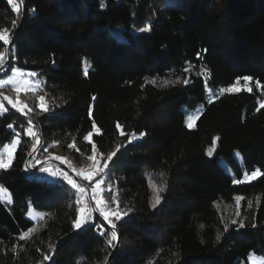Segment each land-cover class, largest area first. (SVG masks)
Wrapping results in <instances>:
<instances>
[{
    "label": "trees",
    "instance_id": "obj_1",
    "mask_svg": "<svg viewBox=\"0 0 264 264\" xmlns=\"http://www.w3.org/2000/svg\"><path fill=\"white\" fill-rule=\"evenodd\" d=\"M22 1L23 14L19 0V11L0 0V34L7 29L13 37L0 76L12 67L35 73L46 107L29 100L21 115L2 97L8 110L0 114V149L16 133L19 143L12 162L0 167V186L11 196L10 204L0 202V264L264 258V94L253 85L264 89V0ZM6 51L0 41V54ZM244 77H251L250 90L219 92ZM198 107L189 129L187 112ZM39 131L26 170L52 150L81 164L92 143L107 164L91 182L74 174L96 210L80 229L74 222L87 204L61 169L53 167L50 179L41 168L23 167ZM236 154L242 168H259L261 176L233 184L228 170L238 166ZM93 196L127 212L111 218L118 235L111 245L113 230ZM30 208L43 213L37 223L27 218Z\"/></svg>",
    "mask_w": 264,
    "mask_h": 264
},
{
    "label": "rangeland",
    "instance_id": "obj_2",
    "mask_svg": "<svg viewBox=\"0 0 264 264\" xmlns=\"http://www.w3.org/2000/svg\"><path fill=\"white\" fill-rule=\"evenodd\" d=\"M4 60H5V57L3 56V61L1 62V64L4 62ZM0 71H2V70H0ZM237 81H239V83H237ZM40 84H41V79L35 73H33L31 71H23V70H20L16 67H12L10 69L9 73L5 77L0 76V96H1L0 97V114L5 112L6 110H8V105H7L8 103L15 110H17L21 115L23 114V112L27 113L28 112L27 109L30 110V108L27 105L29 100L30 101H33V100L36 101L37 107L40 109H44L46 107V102L37 94L38 90L40 89ZM253 85L257 88V90L260 93L264 94V89L262 88V86L259 83L256 82ZM253 85H252L251 79L246 81L242 78V79L236 80L235 83L229 87L221 88L219 90V92L220 93L235 92V91H239L241 89L250 90ZM233 89H235V90H233ZM212 91L213 90L211 87L206 86V92H207L208 97L210 99H212V93H213ZM2 97L3 98L7 97V99H5V100L8 103L4 102L1 99ZM258 104H259V106H263L264 105V99L262 101H258ZM201 112H202V107H198L192 111H188L186 118H185V126L189 129L194 128L196 120H197V118ZM29 130H31L32 133H34V131L30 128L28 129V133H29ZM97 131L98 130L95 128L94 132H97ZM33 136H35V133ZM88 140L91 142V136L88 137ZM18 143H19V135H18V133H16V135L13 137L12 141L0 149V167H4V165L8 166L12 162V160L14 159V154H15V150L17 148ZM37 143H38V140L34 137V144H33V147L31 149H35V151H36V149L39 146V145L37 146ZM93 147H95V146L92 143L91 155L89 157H87L81 164H73L70 160L63 159V158L62 159L65 161L64 163H61L60 160L53 159V157H57L59 155L54 150H52V152L47 154V157L49 156L48 157L49 159H46L45 161L53 160V161H56V162L60 163L61 165L65 166L70 171V174H68L66 171H63L62 169H61V171L64 174H67L68 179H71L74 181L75 180L74 174L76 173L82 179V181L91 182L97 176H99L101 174V172L97 173L96 169L97 168H103V169L105 168L104 167L105 163L100 162L99 152L97 151L96 148H95V152H93ZM35 151L33 152V154L35 153ZM212 152H213V150H210L208 152L209 157L212 155ZM3 155H5L6 161L1 160V157ZM58 157H60V156H58ZM235 157L238 160V166L235 169H229L228 170L232 175L233 184L250 183V182L256 180L257 178H259L261 176L262 171L259 168H255L251 171L246 170V169L241 167V164H240L241 161H240L239 155L236 154ZM53 167H55V166L48 165V166L42 167L40 169L41 170L40 174H42V176H44V177H47L50 179H55L56 174L54 173ZM56 168H58V167H56ZM43 169H47V171H43ZM254 171H257L260 173V175L257 176L256 178L251 177V173ZM246 174L248 176L247 179L245 178ZM84 176H90L91 180H85L83 178ZM97 182H100V181L98 180V181L94 182L92 184V189L95 187ZM77 184L82 186V187H85L86 190L88 189L87 186L82 185V182L81 183L77 182ZM92 193L98 195V192L94 193L92 191ZM80 195H81V204L86 205L85 204L86 199L83 196L84 193H81ZM99 199H100V197H99ZM0 202H2L4 204H10L11 203L10 194L8 193V191L5 188H3L1 186H0ZM95 205L97 208H99V206L96 203H95ZM86 206L79 208L78 219L80 218V215H81L80 209L83 208L85 210L84 211L85 220L91 221L95 214H93V216H91V214H90L91 212L89 209H87ZM237 206H238V201L236 200L234 209H232V211L236 212L235 214L233 213L232 217H234V218H236L234 215H236V216L238 215V213L236 211ZM104 211L111 213V212L116 211V210L112 209L111 207H108L107 205H104ZM42 217H43L42 212L36 211L34 209H31V208L28 210L27 218L29 220H31L33 223H37L40 219H42ZM109 218L111 219V218H115V217L110 215ZM107 225L109 227H111L110 224L107 223ZM248 264H264V258L259 257L255 254L251 253L248 256Z\"/></svg>",
    "mask_w": 264,
    "mask_h": 264
},
{
    "label": "snow or ice",
    "instance_id": "obj_3",
    "mask_svg": "<svg viewBox=\"0 0 264 264\" xmlns=\"http://www.w3.org/2000/svg\"><path fill=\"white\" fill-rule=\"evenodd\" d=\"M8 2H9V4H13V0H8ZM13 7H14V9H15L16 11H19V8H18L17 5L13 4ZM13 26L15 27V25H13ZM140 31H142V32H144V31H149V28L145 27V28L140 29ZM0 41H3V43H4L5 45L9 44V42H10V36H9V34H8V30H7V29L4 31L3 34H0ZM2 61H3V55L0 54V62H2ZM243 79L247 81V80H250L251 77H244ZM186 82H187V81H185V83H186ZM237 83H239V81H237ZM233 90H235V89H233ZM5 99H7V97H5ZM45 110H46V109H45ZM29 134L34 135V133H32L31 130H29ZM122 134H123V133H122ZM90 135H91V134H89V136H90ZM132 138L134 139L135 136H133ZM129 142H131V140H130ZM74 146H75L74 144H73V145H70V147H74ZM93 152H95V147H93ZM114 155H115V153H112L111 155H109V156L107 157L108 161H111ZM53 159L60 160L61 163H64V162H65L61 157H58V156H57V157H53ZM4 167H6V165H4ZM104 167H107V164H105ZM103 170H104L103 168H97V169H96L97 173L103 172ZM43 171H47V169H43ZM259 175H260V173L257 172V171H254V172L251 173V177H252V178H256V177L259 176ZM65 178L67 179V174H65ZM83 178H84L85 180H91V177H90V176H84ZM245 178H246V179L248 178L247 174H246ZM67 182H68L73 188L78 189V191H79L80 193H84V192L86 191L85 187H82V186L78 185L75 181H73V180H71V179H68ZM101 183H102V182H97V183H96L95 187L92 189V191H93L94 193H97V192L99 191L100 186H101ZM163 190H164V188H163V186H162V187L160 188V191H163ZM93 199L95 200V203H96L98 206L104 204V201H103V200L96 199L95 196H93ZM113 199H114V197H113ZM240 199H241V197H236V200H237V201H239ZM159 202H160V198H159V196H157V198H156V203H159ZM249 206H251V204H250ZM153 207H155V204H153ZM84 211H85V210H84L83 208L80 209V213H81L80 218L77 219V220L74 222V226H75V228H77V229H79V228H80L83 224H85V223H91V221H86V220H85V217H84ZM98 211L100 212V215L103 217V219H104L108 224H110L111 227H112L113 229L115 228V224H113L112 221H111V219L109 218L110 215H111V216H114L117 220L121 219L123 215H127V212H122V211L119 210V208H117L116 211H113V212H111V213L104 211V209H103L102 207L98 208ZM128 211H131V209H129ZM233 223H235V221H233ZM242 226H243V225L241 224V227H242ZM225 230H226V229H225ZM100 234L103 235V231H101ZM23 238H24V237L22 236L21 239H23ZM116 239H117V233L113 230V231L111 232V239L108 241L109 245H111V244H112V241H115ZM217 239L219 240V236L217 237Z\"/></svg>",
    "mask_w": 264,
    "mask_h": 264
},
{
    "label": "water",
    "instance_id": "obj_4",
    "mask_svg": "<svg viewBox=\"0 0 264 264\" xmlns=\"http://www.w3.org/2000/svg\"><path fill=\"white\" fill-rule=\"evenodd\" d=\"M19 1H20V3H21V10H22V14H23V12H24V4H23V1H22V0H19ZM12 42H13V37L10 39L9 44L6 45V46H7V51H6V55H5V60H4L3 64L0 66V70H2V69L8 64V60H9V49H10V46H11ZM0 97H1V96H0ZM1 99H2V98H1ZM2 100H3V99H2ZM3 101H4V100H3ZM4 102H5V101H4ZM40 143H41V135H40V131H39V139H38L37 146L40 145ZM34 151H35V149H31V150H30V152H29V154H28V156H27V158H26V160H25V162H24V164H23V167H24L26 173H32V172H35V171H37L38 169H40V168H42V167H45V166L51 165V166L58 167V168L62 169L63 171H66L68 174H70V171H69L65 166H63V165H61L60 163H58V162H56V161H53V160L39 162V163L36 164L32 169H30V170H26L27 163H28V161H29V159H30V157L32 156V154H33ZM86 197H87V200H88V204H89V207H90V211H91V213H92V214H95V213H96V210H95V206H94V204H93V201H92V199H91V197H90L89 189L86 190ZM111 229L114 230V231L116 232L115 228L113 229V228L111 227ZM117 239H118V235H117ZM114 249H115V248H114ZM114 249H113V251H114ZM113 251H112V252H113ZM108 260H109V257H108L107 261L105 262V264L108 263Z\"/></svg>",
    "mask_w": 264,
    "mask_h": 264
},
{
    "label": "built area",
    "instance_id": "obj_5",
    "mask_svg": "<svg viewBox=\"0 0 264 264\" xmlns=\"http://www.w3.org/2000/svg\"><path fill=\"white\" fill-rule=\"evenodd\" d=\"M3 64V63H2ZM1 64V62H0V66L2 65ZM1 160L2 161H6V157H5V155H3L2 157H1ZM84 197H85V204H87L88 206H89V204H88V200H87V197H86V192H84V195H83ZM102 208H103V206H101ZM91 212V211H90ZM91 214V216H93V214L92 213H90Z\"/></svg>",
    "mask_w": 264,
    "mask_h": 264
}]
</instances>
